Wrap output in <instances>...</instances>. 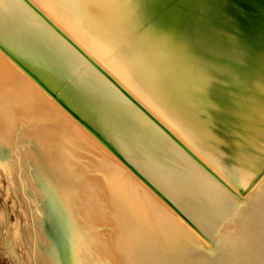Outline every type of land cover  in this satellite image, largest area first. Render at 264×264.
<instances>
[{
  "label": "bare ground",
  "instance_id": "6f19581e",
  "mask_svg": "<svg viewBox=\"0 0 264 264\" xmlns=\"http://www.w3.org/2000/svg\"><path fill=\"white\" fill-rule=\"evenodd\" d=\"M31 1L145 104L166 130L138 109L184 144L198 163L170 137L153 130L106 83L78 77L70 86L65 66L70 51L49 35L26 1L0 0V42L77 105L80 118L149 177L167 200L179 202L183 209L176 213L182 219L192 220L209 236L222 229L219 238L225 234L222 242L230 243L205 254L194 231H187L189 226L153 196L155 190L143 186L144 178L139 183L123 160L117 163L106 146L0 51V144L12 146L19 127L34 134L27 157L46 197L42 208L56 239L50 236L51 244L43 238L49 248L41 251L42 261L264 264V4ZM90 81L98 85L94 92L81 87L92 85ZM126 111L128 126L121 128L119 118L110 121ZM233 191L247 196L243 205H236ZM101 225L109 229L98 231ZM230 229L232 239H227Z\"/></svg>",
  "mask_w": 264,
  "mask_h": 264
},
{
  "label": "rangeland",
  "instance_id": "374dc122",
  "mask_svg": "<svg viewBox=\"0 0 264 264\" xmlns=\"http://www.w3.org/2000/svg\"><path fill=\"white\" fill-rule=\"evenodd\" d=\"M29 6L28 8L31 9V11L37 12L40 16H38L35 13V16L39 17L41 23L43 24L44 28H47L49 31V35L53 36L55 40L58 42H62L66 49H68L70 52H68L70 55V59H68V62L65 61V66H66V72H68V79H69V85L73 86L74 82H76L78 77H83L85 78L83 82L89 81L92 78H96L101 80L102 83H106L109 87L113 88L115 93L121 100L127 104L128 106H131L134 109V112H137V114L141 115V119L145 120L148 122L151 126L154 128L159 129L151 120L148 119V117L151 118L153 117L159 125L161 124L165 130L167 129L164 124L159 121V119L150 112L148 107L137 100L129 91L126 89L122 84H120L114 76H112L110 73H108L102 66L99 64L97 61H95L77 42H75L71 36L67 32H65L56 22L53 20L47 13L46 10H41L38 6H36L34 3H32L31 0H22ZM35 5V6H34ZM39 8V9H37ZM47 13H46V12ZM45 14V15H43ZM47 16V17H46ZM49 18V19H47ZM52 20V22H51ZM48 24H46V23ZM42 28V27H41ZM37 29V28H36ZM57 33H55L54 31ZM61 37H60V36ZM63 38V39H62ZM0 46L5 49V51L1 50L0 51L6 55V57L12 61L25 75H27L36 85H38L34 79L31 78L29 74L34 76L40 83L41 85H38L49 97L53 99L73 120H76L79 125L85 129L95 140H97L100 145L102 144L103 146H106L104 150L109 153L114 160H116L117 163L122 162L123 160V165L120 163L122 166L127 167V171H132L130 174L132 175L134 172L135 175L133 177L139 182H144L145 184L143 185L146 188H150V191L153 196H158L161 199L160 201H165L162 203H165L164 205L170 209L177 217L181 220L182 218L176 213V211H180L182 205L175 201L172 198V201L168 198L170 201V204L168 200L166 199V195L156 188L155 184L150 181L149 177L147 178L146 175L140 173L130 162L126 160V158L117 151V149L108 142L102 134L95 129L94 127L88 125L85 120L80 118V113L77 110V105L72 106L70 102H68V99L62 98V94L59 90L54 88L52 82L47 79L46 77H42L39 74L35 73L36 71L34 70L33 67L28 66L21 58L20 56L16 55L10 48H6L2 42H0ZM76 49V50H75ZM81 53L83 56H81L79 53ZM6 53V54H5ZM12 55V56H11ZM16 58V59H15ZM20 62V63H19ZM22 64V65H21ZM29 70V71H28ZM34 74H32L31 73ZM98 80V81H99ZM71 81V82H70ZM90 81V82H91ZM92 83V82H91ZM52 84V85H51ZM113 84V85H112ZM44 86L47 90L43 89ZM80 86V85H79ZM81 87L84 89H92L94 90L98 89V85H81ZM52 92V93H51ZM127 97H125L123 94ZM56 95V96H55ZM55 98L61 100L63 104L69 109L76 117H79L76 119L72 113H69V111L66 110L60 103L56 101ZM131 100V101H130ZM93 101V99H92ZM135 104V105H134ZM146 114L148 117H146L139 109ZM128 115H130L127 111L123 112V114H115L112 116L113 120H110L111 122L115 121L117 118L119 120H122L123 123L120 125L121 128H124L128 126L127 123V118ZM74 117V118H73ZM155 121V122H156ZM156 122V123H157ZM158 125V124H157ZM29 128V127H28ZM27 128V129H28ZM31 128V127H30ZM29 128V130H30ZM25 128L19 127L15 129V134L12 137V146L11 144L5 145L4 143L0 144V264H45V262L42 261V252L48 253V247H46L45 242L43 241V238H46L48 240V243L50 242L52 244V240L55 239L54 232L52 231V225L49 223V218L46 216L42 206L43 204L46 203V197L44 196V193H41L38 190V186L36 185L38 178L36 177L35 174V169L32 168L29 165V160L27 157V152L29 146L33 143L32 141V135L34 136L33 132L26 130V132L29 134H25L23 131ZM160 130V129H159ZM17 131V132H16ZM161 131V130H160ZM162 132V131H161ZM166 132V131H165ZM167 133V132H166ZM24 134V135H23ZM162 134L166 135L164 132ZM171 141V143L175 144L179 150H182V152L185 155H188L193 159L195 162L198 163V158L184 145L182 144L176 137H174L171 133H167ZM26 135V136H25ZM28 136V137H27ZM32 141V142H31ZM103 142V143H102ZM101 145V146H102ZM11 146V147H10ZM9 147V148H8ZM107 149V150H106ZM184 150V151H183ZM116 154H115V153ZM187 154H186V153ZM118 156V157H117ZM122 157V158H121ZM118 160H117V159ZM120 160V161H119ZM192 160V162H194ZM127 163H125V162ZM194 162V163H195ZM199 162H201L199 160ZM197 163H195L200 169L201 166H199ZM126 164V165H125ZM131 167H130V166ZM125 168V167H124ZM126 169V168H125ZM134 169V170H133ZM138 173V175H137ZM99 176V175H97ZM142 176V177H141ZM140 177V178H139ZM139 178V179H137ZM145 180H144V179ZM84 179V177L82 178ZM141 180V182L139 181ZM148 182V183H146ZM142 184V183H141ZM150 185V186H149ZM153 185V186H152ZM149 186V187H148ZM228 191V189H226ZM158 191V192H157ZM39 192V193H38ZM160 193V195H159ZM156 194V195H155ZM161 195L163 197H161ZM239 193L233 191V197H235V202L236 205H243L244 202H246L247 196L240 195ZM248 195V194H247ZM244 197V198H243ZM174 200V201H173ZM172 205V206H171ZM170 206V208H169ZM174 206V207H173ZM178 209V210H177ZM75 221V220H74ZM184 226H189L190 231L186 227L187 231H189L191 234H198L193 236L198 240L199 247L202 251L205 252V254H210L214 252H218V250H222L223 248H227L229 246V241L228 243L225 242V240L222 239L223 237H220L222 229L218 230L214 234H211V236L206 235L204 232L201 231V226L198 224L194 223L192 220H181ZM75 223V226L79 227L81 224ZM102 225L98 227V231H107L109 229V226ZM81 228V227H80ZM108 228V229H107ZM197 230V231H196ZM196 231V232H195ZM233 230H227V232L230 234ZM226 232V233H227ZM44 233V237L43 234ZM47 233V234H46ZM227 233V234H228ZM201 234V235H200ZM227 239H232V235L230 234ZM47 235V237H46ZM52 240L50 241V237ZM197 236V237H196ZM200 237V238H199ZM203 239V240H199ZM225 239V238H224ZM56 240V239H55ZM205 240V241H204ZM203 241V242H202ZM55 243V242H54ZM45 248V249H44ZM203 248V249H202ZM211 249V250H210ZM60 253L62 256H64V253L66 254L65 250L61 249ZM59 253V254H60ZM67 255V254H66ZM61 257V256H60ZM109 264H113L111 260L108 259ZM62 263H66L61 261ZM67 264V263H66ZM229 264V263H227Z\"/></svg>",
  "mask_w": 264,
  "mask_h": 264
},
{
  "label": "water",
  "instance_id": "95a60500",
  "mask_svg": "<svg viewBox=\"0 0 264 264\" xmlns=\"http://www.w3.org/2000/svg\"><path fill=\"white\" fill-rule=\"evenodd\" d=\"M254 2L255 3H257V6H259V8H263V6H262V4H264V0H254ZM0 49L2 50V48H1V46H0ZM3 51V50H2ZM30 76H31V78L32 79H34V81L38 84V85H41V83L34 77V76H32L31 74H29ZM43 87V89H45V90H47L44 86H42ZM52 97H54L55 98V96H52ZM56 99V101L58 102V103H60L64 108H66V110L67 111H69V113H72L69 109H67V107L63 104V102H61L59 99H57V98H55ZM73 114V113H72ZM74 115V114H73ZM74 117H76L75 115H74ZM76 119H78V117H76ZM79 120V119H78Z\"/></svg>",
  "mask_w": 264,
  "mask_h": 264
}]
</instances>
